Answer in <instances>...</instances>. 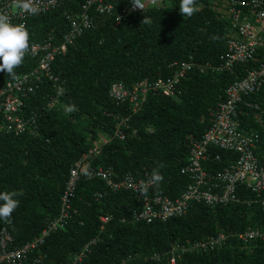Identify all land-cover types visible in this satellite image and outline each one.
<instances>
[{"label": "trees", "instance_id": "16d2710c", "mask_svg": "<svg viewBox=\"0 0 264 264\" xmlns=\"http://www.w3.org/2000/svg\"><path fill=\"white\" fill-rule=\"evenodd\" d=\"M88 1L58 0L55 8L27 18L30 46L50 37L56 44L62 41L71 26L69 18L80 14ZM106 1L114 3V13L102 14L93 6L91 26L66 53L57 55L53 66L59 83H38L36 93L24 98L21 115L30 120L26 130L0 131V191H15L19 199L12 216L0 220V240L7 232V250L13 251L49 230L22 264H73L74 256L89 244L80 264H170L175 244L184 249L176 264H264V239L244 244L235 237L250 226L264 228V190L257 195L239 185L241 202L216 207L193 202L182 216L145 223L135 219L142 208L136 194L114 190L94 175L103 167L112 170L116 182L129 174L145 180L156 170L163 179L150 194L180 196L193 181L187 170L191 147L204 137L210 111L254 64L219 73L195 68L177 96L150 92L141 109L132 113L129 101L121 103L111 94L114 84L132 89L143 80L171 77L175 62L219 64L229 22L218 16L213 0H197L199 11L191 17L180 14L179 0H143V10L132 9V0ZM35 67L36 58H25L15 76ZM0 78L13 77L2 72ZM243 100L264 109V85ZM69 106H74L71 112L66 111ZM123 117L129 121L119 126ZM117 128L124 139L117 137ZM101 136L107 142L100 154H92L89 172L69 198L66 221L52 228L63 212L71 168L90 154ZM238 157V152L211 146L203 166L218 173ZM102 216L108 222H102ZM220 231L230 235L224 246L208 251L194 247Z\"/></svg>", "mask_w": 264, "mask_h": 264}, {"label": "built area", "instance_id": "2783aa9c", "mask_svg": "<svg viewBox=\"0 0 264 264\" xmlns=\"http://www.w3.org/2000/svg\"><path fill=\"white\" fill-rule=\"evenodd\" d=\"M17 2L18 0H0V12L8 14L13 23L24 25L27 18L32 15L21 12L16 7ZM32 3L41 8L43 13L59 5L58 0H32ZM144 4L146 5L147 1H144ZM212 4L218 16L229 22L226 50L219 64L206 63L201 66L192 61L175 62L171 65L174 69L171 77L143 80L132 89L121 83H116L112 87L111 94L116 101L121 103L129 101L132 113H136L150 92L162 93L168 97L177 96L182 81L195 68H199L203 73L232 72L239 65L254 63L247 66L244 77L227 87L223 100L210 111V124L204 137L191 147L187 170L191 173L193 181L180 196L174 199L167 196H152L150 192L159 182L152 176L142 180L129 174L120 182H116L111 169L100 167L95 171L94 175L104 180L110 188L126 189L136 194L142 206L135 214L137 221L153 223L182 216L188 212L193 202L211 207L241 202L243 199L237 193L239 185H245L257 195L264 190V109L257 103L243 100L244 96L258 92L264 85V0H213ZM93 6L102 14L111 15L115 10L114 3L106 0H89L80 14L69 18L71 26L62 41L56 44L50 37L44 44L29 47L25 58H36L34 69L8 80L0 78V114L5 122L0 124V131L7 130L5 127L17 133L26 130L30 120L21 115L24 98L36 93L38 83L53 82L56 85L59 83V78L54 73V61L57 55L67 52L85 28L91 26L89 11ZM132 9L143 10L134 5ZM120 18L119 16L118 20ZM127 98L129 100H125ZM246 118L248 119L245 120ZM128 121L129 117L121 118L119 126H126ZM252 124L258 128H252ZM115 132L120 139L126 136L119 128ZM106 142L107 138L101 136L100 141L95 142L90 149V154L77 161L71 168L63 198V212L52 228L62 226L66 221L69 198L81 177L89 172L92 154H100ZM211 146L238 152L239 157L223 171L212 173L203 166V162L208 159V150ZM101 220L106 223L109 218L102 216ZM48 234L49 230H46L41 237L22 249L11 251L7 250L11 237L7 232L3 233L0 240V264H22L20 260L29 251L42 245ZM235 237L244 244H250L258 239H264V228L250 226L235 233ZM229 238L228 233L220 231L217 236L200 241L194 247L203 251L213 250L224 246ZM182 247L180 244L172 247L169 252L170 264L177 263L179 251L184 250ZM86 251H90V244L85 246L81 254L74 256L73 264H80Z\"/></svg>", "mask_w": 264, "mask_h": 264}, {"label": "clouds", "instance_id": "9594fccd", "mask_svg": "<svg viewBox=\"0 0 264 264\" xmlns=\"http://www.w3.org/2000/svg\"><path fill=\"white\" fill-rule=\"evenodd\" d=\"M135 7L144 9L143 0H132ZM16 7L32 16L39 15L41 8L35 6L32 0H18ZM180 14L191 17L199 11L197 0H179ZM144 22H147L146 20ZM30 47V34L22 24L13 23L8 14L0 12V72L15 77V69L19 67L26 51ZM58 94H63V89L58 90ZM74 106H69L66 111L71 112ZM153 179L160 181L163 176L153 170ZM18 193L15 191H0V220L9 219L19 206Z\"/></svg>", "mask_w": 264, "mask_h": 264}]
</instances>
